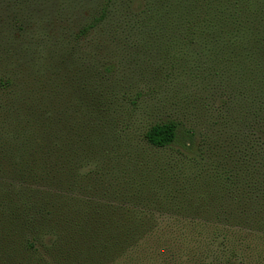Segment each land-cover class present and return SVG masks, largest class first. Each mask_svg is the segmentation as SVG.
I'll use <instances>...</instances> for the list:
<instances>
[{
  "label": "trees",
  "instance_id": "16d2710c",
  "mask_svg": "<svg viewBox=\"0 0 264 264\" xmlns=\"http://www.w3.org/2000/svg\"><path fill=\"white\" fill-rule=\"evenodd\" d=\"M136 1L132 11L133 0H86L93 15L79 33L142 52L162 45L166 68L146 73L184 82L181 104L170 102L181 115L152 123L139 142L108 141L116 115L101 93L106 114L83 135L64 120L66 99L39 95L37 118L0 134L1 240L10 233L52 264H141L139 246L168 214L179 228L155 234L156 264H245L248 232L264 236V0ZM131 105L129 115L137 98ZM148 149L171 157L140 162Z\"/></svg>",
  "mask_w": 264,
  "mask_h": 264
},
{
  "label": "rangeland",
  "instance_id": "374dc122",
  "mask_svg": "<svg viewBox=\"0 0 264 264\" xmlns=\"http://www.w3.org/2000/svg\"><path fill=\"white\" fill-rule=\"evenodd\" d=\"M139 3L133 0L130 10H137ZM91 12L86 0H0V134L13 132L25 120L34 121L42 112L39 95L42 99L49 95L46 101L52 99L56 105L66 99L64 120L76 125L83 135L88 131L90 119L97 122L106 114L96 99L101 93L109 113L116 115L115 120H107L115 131L114 134L111 131V136L105 134L108 141L119 135L129 138V142H139L152 123L177 116L178 112L181 115L182 111L170 102L176 100L181 104L184 82L159 80L146 73L155 67L166 68L167 54L164 51L160 54L162 45H152L142 52L146 48L129 39L119 42L102 36L90 40V33L79 32L90 23ZM109 66L113 69L107 73L104 67ZM161 71L164 74L162 68ZM116 96L130 99L119 104L113 102ZM136 98L139 107L129 115L133 109L131 101ZM88 101L95 102L94 108L90 109ZM63 112L56 115L58 119ZM147 151L141 152L140 162L149 164L171 157L167 151ZM3 198L6 199L0 195V221H3ZM179 216L188 218L189 214ZM158 217L162 222L154 236H148L138 248V253L145 256L141 264H156L158 259L160 262L152 249L156 247L154 242H162L159 237L165 236L168 229L179 228L165 222L178 216L159 214ZM155 234H160L159 241L154 239ZM2 236L0 233V264H52L48 251L45 256L43 250H25L12 234L7 236L9 241H2ZM244 241L245 264H264V236L248 232ZM203 244L218 254V244H211L209 239Z\"/></svg>",
  "mask_w": 264,
  "mask_h": 264
}]
</instances>
